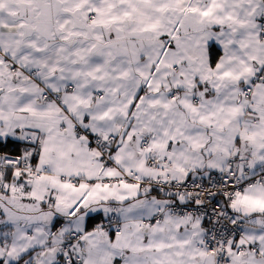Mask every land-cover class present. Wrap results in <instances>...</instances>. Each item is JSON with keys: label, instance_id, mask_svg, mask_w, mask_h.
Returning <instances> with one entry per match:
<instances>
[{"label": "snow or ice", "instance_id": "snow-or-ice-1", "mask_svg": "<svg viewBox=\"0 0 264 264\" xmlns=\"http://www.w3.org/2000/svg\"><path fill=\"white\" fill-rule=\"evenodd\" d=\"M0 264H264V0H0Z\"/></svg>", "mask_w": 264, "mask_h": 264}]
</instances>
